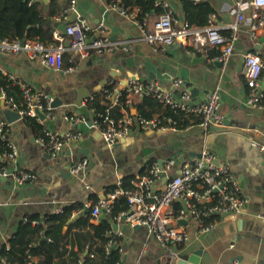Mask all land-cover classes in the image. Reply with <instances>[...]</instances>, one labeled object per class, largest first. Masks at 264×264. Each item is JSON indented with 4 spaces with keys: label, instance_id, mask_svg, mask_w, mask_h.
Masks as SVG:
<instances>
[{
    "label": "crops",
    "instance_id": "0c3cea01",
    "mask_svg": "<svg viewBox=\"0 0 264 264\" xmlns=\"http://www.w3.org/2000/svg\"><path fill=\"white\" fill-rule=\"evenodd\" d=\"M166 1L171 5L177 23L187 22L184 5L178 0ZM191 1L194 4L204 1L210 5L213 12L209 15L214 14L216 23L225 25L224 33L231 32L228 26L236 18L234 0ZM248 1L242 0L244 3ZM110 3L111 0H75L73 9L61 18L59 16L70 0L41 2L42 14L51 12L54 21L51 36L54 29L63 31L67 22L83 19L90 36L106 35L117 43L118 47L106 53L89 52L86 57H80L78 53L66 50L62 68L54 70L24 53L0 52V69L4 74L52 97L55 105L50 107L49 115L41 125L60 135L67 132L78 135L67 139L59 154L52 158L38 140L39 127L27 122L23 116L7 123L3 130L4 139L14 144L18 151L13 166L18 171L33 173L35 178L18 183L10 176H0V258L3 247L21 222L37 218L31 225L39 226L48 215L73 205L76 208L72 209L62 228V232L68 229L60 240L65 251L50 253L51 264H82L88 242L82 241V236H76V232H92L90 223L99 224L101 221L109 223L110 229L106 232L114 239L112 244L119 248V264H166L167 257L175 260L180 254H193L197 250L201 252V264H227L235 258L243 264H264V219L257 216L264 212V151L251 144L254 141L264 145V102L257 106L246 104L249 88L242 74L246 52L257 51L264 62V26L256 30L255 37L251 36L252 10L245 6L243 21L237 22V38L231 54L218 59V48L204 53L178 42L163 49L148 44L141 39V28L150 27L157 9L145 13L143 23H139L135 14L142 12L140 6H134L133 16H129L121 14ZM131 78L152 80L163 88L171 87L172 80L179 78L183 84L175 88V94L189 89L194 102L203 101L206 92L217 88L220 92L219 112L224 116V122L219 128L208 131L199 123H189L176 131L147 130L133 125L125 138L108 145L90 126V120L99 108L85 104L77 106L78 95L87 91L89 97L102 94L103 87L110 82L120 90ZM259 84L264 89V71ZM141 100L128 105L127 110L124 107L111 110L118 105L111 94L108 111L115 117L125 113L137 115L135 105ZM101 103L104 101H99ZM2 107L5 105L0 103V117ZM144 110L153 111L147 106ZM118 113L122 114L116 116ZM154 116L165 115L153 113L149 117ZM203 151L211 154L213 161L227 165L243 207L236 214L217 213L216 224L208 231H200L191 219H187L186 224H173L183 225L188 239L169 243L172 254L145 227L123 217L111 219L105 210L94 219L91 208H88V222L72 224L68 228L69 224L85 216L86 203L102 198L117 186V182L123 183L130 178L128 188H131L132 180L144 172L150 162L160 163L163 168L160 180L155 183L156 188H161L166 177L176 174L182 163L199 158ZM84 159L86 166L80 173L72 174L70 167ZM2 161L10 165L5 159ZM179 204L175 201L173 208ZM46 241L51 242V238ZM77 241H82L83 250L72 261L70 252L78 251ZM31 243L35 245L36 238ZM33 258L37 260V257Z\"/></svg>",
    "mask_w": 264,
    "mask_h": 264
},
{
    "label": "built area",
    "instance_id": "2783aa9c",
    "mask_svg": "<svg viewBox=\"0 0 264 264\" xmlns=\"http://www.w3.org/2000/svg\"><path fill=\"white\" fill-rule=\"evenodd\" d=\"M41 1V0H39ZM118 0H111V5L116 7L121 14H128L125 9L116 5ZM75 0H70L69 6L63 9L59 16L65 18L73 9ZM235 22L229 25L230 33L223 32L225 25H219L215 21L214 14L209 15L204 26H192L188 22L177 23L171 5L166 0H154L157 13L148 29H142L141 36L145 42L160 49L175 42L189 46L193 51L207 53L214 48L220 50L218 59L229 56L237 38V22L243 21L242 10L245 6L251 8V36L255 37L256 30L264 26V0H234ZM89 27L85 20L78 19L67 22L63 31L54 29L52 41L43 42L37 39H1L0 52L18 54L24 53L30 59H39L46 67L54 70L62 68V57L66 50L78 53L80 57H86L89 52L95 54L106 53L116 47L117 43L110 41L106 35L97 37L88 34ZM68 40V41H67ZM68 42L66 46L65 42ZM264 71V62L257 51H248L244 55L242 74L249 88L246 104L257 106L264 100V89L260 88L261 73ZM112 83V82H110ZM183 84L179 78L172 80L171 87L163 88L152 80H139L131 78L126 86L120 90L114 87L112 93L114 103L120 96H124V103L131 105L134 101L149 96L164 106L193 114L199 118V125L205 130L216 129L222 126L224 116L219 112L220 92L214 88L206 92L204 100L194 102L189 89H183L175 94V88ZM21 96L25 108L18 109L12 97L7 98L5 92L0 91V100L5 107L18 111L21 116L34 117L40 124L41 119L36 110L49 115L52 97L33 90L26 82L19 83ZM102 93L107 94V88L103 87ZM111 95V94H110ZM109 95V96H110ZM93 96L83 101L86 104ZM85 102V103H84ZM81 120V119H80ZM83 120V119H82ZM7 122L0 117V138L4 139V129ZM133 125L142 129L156 131H176L178 121L171 116L145 117L143 115H131L125 113L120 117L111 116L108 109L103 113H97L90 120V126L97 131L100 137L108 144L113 145L119 139L125 138ZM44 136L39 138L40 144L47 153L54 158L62 149L67 139L76 138L78 135L67 132L60 135L59 132L43 127ZM7 142L8 150L0 154V161L5 159L10 165L0 163V176H10L18 183L33 180L35 175L28 171H18L13 164L17 160V148L11 142ZM252 146L264 151V145L252 142ZM86 160H81L70 167L72 174H78L86 166ZM172 163V161L170 162ZM163 168L155 161L150 162L143 173L132 180V187L125 188L121 181L117 186L95 203H86L85 208H91V215L98 218L101 210L109 213L113 202L118 197H124L127 209L119 213L116 219L125 218L132 223H137L146 228L147 232L161 244L169 254L173 241L186 242L188 233L183 225H173L180 220H193L200 231H208L216 224V220L206 221L212 214H236L243 207V200L238 193V187L231 180L226 164L213 161V156L206 151L192 162H184L173 176L166 177L161 188H156L155 183L161 178ZM178 201L177 209L173 203ZM258 217L264 219V212L258 213ZM25 264H38L37 260L28 256ZM227 264H243L238 259H232Z\"/></svg>",
    "mask_w": 264,
    "mask_h": 264
},
{
    "label": "trees",
    "instance_id": "16d2710c",
    "mask_svg": "<svg viewBox=\"0 0 264 264\" xmlns=\"http://www.w3.org/2000/svg\"><path fill=\"white\" fill-rule=\"evenodd\" d=\"M178 1L184 5L185 13L187 14L186 20L189 24L196 26L204 25L206 24L208 15L213 12L211 6L204 1L196 2L195 4L191 0ZM41 2L39 0H0V38L37 39L43 42L52 41L51 30L54 21L51 18V12L48 15L42 14ZM116 5L125 9L128 14L133 13L134 6H140L142 12L140 11L135 14L139 23H143L145 13L150 14V11L153 12L156 10L154 0H118ZM104 87L108 90L107 94H95L93 95V99L88 100L85 104L88 107L99 108L98 113H103L109 109V95L113 93L115 84L108 83ZM2 90L5 92L7 98H13L18 109L25 108L18 81L8 74H4L0 69V91ZM118 100V105L114 106L111 110L114 108L119 109L120 107H124L127 110L129 106L124 103V96H120ZM99 101H104V103L100 105ZM263 102L264 100L260 104ZM135 106L139 114L145 117L152 116L153 113H156L175 118L178 121V128L185 127L189 123H199L197 116L164 106L149 96L143 97ZM145 106L153 111L146 112L144 110ZM120 114L122 113H118L116 116ZM23 118L27 122H31L34 126L39 127L40 135L38 139L44 136V126L39 124L34 117L23 115ZM7 150L6 140L0 138V154ZM0 163L5 165L3 161H0ZM129 180L130 178L123 180V183L121 182L123 187L128 188L130 186V184L128 186ZM95 202L93 201L92 203ZM73 208L76 207L73 205L65 206L61 212L50 214L43 221L39 220V226L31 225V222H35L37 218H27V220L21 222L13 235L8 239L7 244L3 247L0 264H25L28 256L37 257L39 264H51L49 262L50 253L53 251H65L64 246L60 244V240L64 238L68 229L62 232V228L71 216ZM177 208L175 206V209ZM126 209L127 204L125 198L118 197L113 202L109 211L110 218L116 220L119 213ZM84 215V217H80L74 223L69 224L68 228L72 224L87 223L90 217L88 208L84 209ZM217 216L219 215L214 213L206 221L216 220L215 218ZM39 221L37 224H39ZM90 228L92 232H87L86 234L76 232V236L80 235L83 238L82 241L88 242V247L86 248L87 255L82 264H119L121 258L119 248L112 244L114 239L112 240V236L107 235L106 232L107 229H110L109 223L107 221H101L99 224L90 223ZM40 231L42 235L39 234ZM43 235L44 238H41ZM48 237L51 238V242L46 241ZM35 238L36 244L33 245L31 241ZM82 241H77L78 251L70 252L72 261L83 250ZM58 264L62 263L60 262Z\"/></svg>",
    "mask_w": 264,
    "mask_h": 264
},
{
    "label": "water",
    "instance_id": "95a60500",
    "mask_svg": "<svg viewBox=\"0 0 264 264\" xmlns=\"http://www.w3.org/2000/svg\"><path fill=\"white\" fill-rule=\"evenodd\" d=\"M41 1H45V0H41ZM65 44L67 46L68 42ZM216 63L218 64L219 62H216ZM89 95L90 94L88 91L85 92L84 94L83 93L79 94L77 101H76L77 106H81L84 99H87L89 97ZM1 105L2 106L5 105L4 101H1ZM54 105H55V103L52 101L50 103V106H54ZM1 113H2V118H4L7 123H12V122H14V121H16L22 117L18 111L11 110L7 107H2ZM36 113L41 119L45 118L44 114L41 113L40 111L36 110ZM159 166L161 167L160 163H159ZM179 222L181 224H186V220H180ZM200 254H201V252L199 250H197L193 254H189V253L180 254L178 256V258H176L175 260H172L170 257H167L166 264H201L200 258H199Z\"/></svg>",
    "mask_w": 264,
    "mask_h": 264
},
{
    "label": "bare ground",
    "instance_id": "6f19581e",
    "mask_svg": "<svg viewBox=\"0 0 264 264\" xmlns=\"http://www.w3.org/2000/svg\"><path fill=\"white\" fill-rule=\"evenodd\" d=\"M35 259V258H34ZM36 260V259H35Z\"/></svg>",
    "mask_w": 264,
    "mask_h": 264
}]
</instances>
